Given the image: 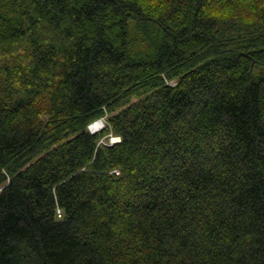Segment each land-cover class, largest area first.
I'll return each mask as SVG.
<instances>
[{
    "label": "trees",
    "instance_id": "1",
    "mask_svg": "<svg viewBox=\"0 0 264 264\" xmlns=\"http://www.w3.org/2000/svg\"><path fill=\"white\" fill-rule=\"evenodd\" d=\"M0 264H264V0H0Z\"/></svg>",
    "mask_w": 264,
    "mask_h": 264
},
{
    "label": "rangeland",
    "instance_id": "2",
    "mask_svg": "<svg viewBox=\"0 0 264 264\" xmlns=\"http://www.w3.org/2000/svg\"><path fill=\"white\" fill-rule=\"evenodd\" d=\"M100 118H103V120H101L103 124H102V126H101L100 128L95 129V130H97V132H101L102 130H104V127L106 126L105 116H104V117H100ZM100 118H98V119H100ZM98 119H96V120L99 121ZM95 122H96V121H95ZM90 124H92V123H90ZM90 124L87 126V129H88V130H89V128H91V127H90ZM110 135H111V134L104 135V136L102 137V140L105 141L106 136H108V137H107V140H108V142L110 143L109 138H110V139H111V138L114 139L115 137H118V136H112V137H110ZM112 142H114V141H112Z\"/></svg>",
    "mask_w": 264,
    "mask_h": 264
},
{
    "label": "bare ground",
    "instance_id": "3",
    "mask_svg": "<svg viewBox=\"0 0 264 264\" xmlns=\"http://www.w3.org/2000/svg\"><path fill=\"white\" fill-rule=\"evenodd\" d=\"M102 124H103L102 121L99 120V121L94 122L93 124H90V127H91V129L95 130L97 128H100L102 126Z\"/></svg>",
    "mask_w": 264,
    "mask_h": 264
}]
</instances>
